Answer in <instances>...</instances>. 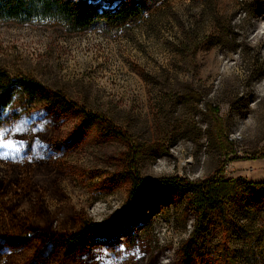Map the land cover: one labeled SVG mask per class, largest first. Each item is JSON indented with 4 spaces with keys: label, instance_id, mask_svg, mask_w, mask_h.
<instances>
[{
    "label": "rangeland",
    "instance_id": "obj_1",
    "mask_svg": "<svg viewBox=\"0 0 264 264\" xmlns=\"http://www.w3.org/2000/svg\"><path fill=\"white\" fill-rule=\"evenodd\" d=\"M0 67L63 92L122 135L94 128L53 161L0 156V232H76L123 210L141 180L264 182V0H147L141 19L115 32L0 23ZM77 124L52 133L67 140ZM191 201L145 196L115 231L137 246L96 264H176L189 245L201 264H264L263 203L240 191L224 220ZM38 246L5 264L26 263Z\"/></svg>",
    "mask_w": 264,
    "mask_h": 264
},
{
    "label": "trees",
    "instance_id": "obj_2",
    "mask_svg": "<svg viewBox=\"0 0 264 264\" xmlns=\"http://www.w3.org/2000/svg\"><path fill=\"white\" fill-rule=\"evenodd\" d=\"M109 2L115 6H103L92 0H0V23L54 21L75 34L97 26L115 32L138 22L147 10V0ZM68 119L77 120L78 124L73 135L62 141L52 132ZM94 128L105 138L122 136L110 119L70 100L63 92L28 76H12L0 67V156L13 161L32 158L53 161L78 148L83 136ZM240 191L248 194L251 201L264 204V182L237 183L217 175L201 182L178 177L141 180L133 185L123 210L101 222H85L76 232H56L41 226H23L14 233L0 232V264H5L10 252L23 250L35 241L39 246L24 264L106 262L137 246L132 238L117 241L115 231L122 219L136 213L145 196L190 193L191 205L200 215L216 211L226 220L231 198ZM201 257L189 245L176 264H201Z\"/></svg>",
    "mask_w": 264,
    "mask_h": 264
}]
</instances>
